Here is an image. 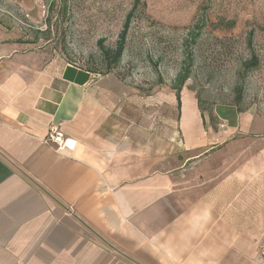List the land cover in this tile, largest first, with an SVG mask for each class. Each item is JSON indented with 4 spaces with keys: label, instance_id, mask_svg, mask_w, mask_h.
I'll return each instance as SVG.
<instances>
[{
    "label": "crops",
    "instance_id": "1",
    "mask_svg": "<svg viewBox=\"0 0 264 264\" xmlns=\"http://www.w3.org/2000/svg\"><path fill=\"white\" fill-rule=\"evenodd\" d=\"M152 104L0 23V264H264L258 116ZM175 116V117H174ZM58 125L73 151L44 143Z\"/></svg>",
    "mask_w": 264,
    "mask_h": 264
},
{
    "label": "rangeland",
    "instance_id": "2",
    "mask_svg": "<svg viewBox=\"0 0 264 264\" xmlns=\"http://www.w3.org/2000/svg\"><path fill=\"white\" fill-rule=\"evenodd\" d=\"M130 14L121 62L109 72L103 51L115 49ZM0 23L25 48L113 74L151 104L173 90L190 49L183 89L200 109L235 106L258 116L264 132V0H0ZM253 54L259 65L244 72Z\"/></svg>",
    "mask_w": 264,
    "mask_h": 264
},
{
    "label": "trees",
    "instance_id": "3",
    "mask_svg": "<svg viewBox=\"0 0 264 264\" xmlns=\"http://www.w3.org/2000/svg\"><path fill=\"white\" fill-rule=\"evenodd\" d=\"M130 19H131V14L129 15V17L127 18V21L124 24V28H123V31L121 33L119 43L117 44L115 49H112V50H105L104 49V51H103V57L107 60V70L109 72L112 69H114L121 62V58H122V55L124 52L126 34H127L128 27H129ZM204 24H205V20H204V17H202L201 24L198 25L197 31H195L194 33H190V38L192 39L193 43L199 37V30L201 29V27L204 26ZM252 37H253V32L250 33V38L248 40L249 45L252 44ZM186 49H188V47H186L185 50ZM188 51L189 52L187 54V59L185 60L183 70L177 76L175 84L172 87V89L176 93V98L178 101V108L181 107V92L183 90V87H184L186 81L190 78V68H191L192 63H193L192 56H190V54H189L190 49H188ZM67 63L75 65V64L70 63V62H67ZM258 65H259L258 57L255 54H253L252 56H250L249 59L245 60L242 63V69L244 72H250L253 69L257 68ZM75 66H77V65H75ZM78 67H80V66H78ZM81 68H83V67H81ZM85 69L88 71L94 72L91 69H87V68H85ZM94 73H96V72H94ZM202 111L207 112L206 110H202ZM209 117H210L211 123L213 124L215 122V117L213 116V112H212V114H209Z\"/></svg>",
    "mask_w": 264,
    "mask_h": 264
},
{
    "label": "built area",
    "instance_id": "4",
    "mask_svg": "<svg viewBox=\"0 0 264 264\" xmlns=\"http://www.w3.org/2000/svg\"><path fill=\"white\" fill-rule=\"evenodd\" d=\"M43 141L58 151H73L77 146V141L66 135L58 125H51L49 127L48 133Z\"/></svg>",
    "mask_w": 264,
    "mask_h": 264
}]
</instances>
